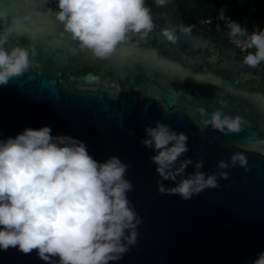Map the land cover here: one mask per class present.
<instances>
[{
	"label": "water",
	"instance_id": "water-1",
	"mask_svg": "<svg viewBox=\"0 0 264 264\" xmlns=\"http://www.w3.org/2000/svg\"><path fill=\"white\" fill-rule=\"evenodd\" d=\"M145 3L157 27L102 61L81 51L69 34L61 37L55 0H0L4 17L34 13L26 33L14 34L5 48L33 43L37 52L34 67L0 85V140L48 126L53 136L85 143L98 162L116 156L128 165L125 179L133 188L127 198L142 222L135 246L110 264H251L264 252V70L242 64L246 53L213 27L217 20L185 21L174 0L164 7ZM7 23L0 20V27ZM181 23L191 27L190 35L177 31L175 44L162 37V28ZM221 107L244 116L243 131L224 135L197 126L201 108L210 117ZM157 122L188 136L189 151L180 160L202 158L201 171L212 173L218 161L242 152L249 171L225 169L229 179H218L220 187L188 200L161 194L155 150L141 143L145 128ZM194 171L189 165L185 178ZM0 264L45 262L35 250L9 248L0 250Z\"/></svg>",
	"mask_w": 264,
	"mask_h": 264
},
{
	"label": "clouds",
	"instance_id": "clouds-1",
	"mask_svg": "<svg viewBox=\"0 0 264 264\" xmlns=\"http://www.w3.org/2000/svg\"><path fill=\"white\" fill-rule=\"evenodd\" d=\"M30 4L31 0H23ZM56 22L76 42L77 47L98 60L113 57L117 46L145 40L157 25L145 0H55ZM169 0H155L156 6H167ZM30 12L12 15L0 27V85L18 78L36 65L35 44L28 48L6 49L10 37L26 33L32 22ZM39 14V13H35ZM227 38L246 54L241 62L248 68L264 70V28L255 25L251 31L240 22L225 16ZM191 27L183 23L161 29L162 37L175 44L177 31L184 36ZM135 38V39H134ZM221 106L228 104L220 100ZM215 109L210 117L201 108L199 128H211L224 135L239 134L247 124L244 116ZM52 129L26 128L15 138L0 140V250L17 248L23 254L36 251L45 264H110L123 258L137 242V226L142 222L127 198L133 185L125 179L128 165L112 156L105 162L89 155L85 143L71 136H53ZM141 143L155 150L151 161L161 178V194L191 199L203 190L218 188V179L228 180L229 171L237 166L249 171L242 152L231 155L230 162L220 160L218 172L201 171L204 160H180L189 151L188 136L157 122L145 128ZM134 133L130 130L129 135ZM195 171L185 178V170ZM177 177H180L177 180ZM162 181H173L166 188ZM246 182V179H245ZM55 258V259H54ZM251 264H264V252Z\"/></svg>",
	"mask_w": 264,
	"mask_h": 264
},
{
	"label": "trees",
	"instance_id": "trees-1",
	"mask_svg": "<svg viewBox=\"0 0 264 264\" xmlns=\"http://www.w3.org/2000/svg\"><path fill=\"white\" fill-rule=\"evenodd\" d=\"M185 21L195 22L215 16L218 19L221 9H224L225 16L240 22L249 31L255 25L264 28V0H174ZM148 3H155V0H147ZM213 27L223 34H227L225 22L217 20L212 22Z\"/></svg>",
	"mask_w": 264,
	"mask_h": 264
},
{
	"label": "built area",
	"instance_id": "built-area-1",
	"mask_svg": "<svg viewBox=\"0 0 264 264\" xmlns=\"http://www.w3.org/2000/svg\"><path fill=\"white\" fill-rule=\"evenodd\" d=\"M211 19L218 20L217 17H215V16H211V17H209V18L202 19V22H203V23H206V21H210Z\"/></svg>",
	"mask_w": 264,
	"mask_h": 264
}]
</instances>
